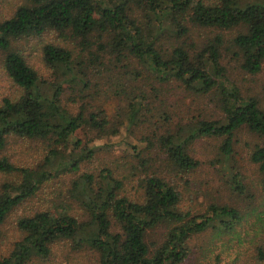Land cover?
I'll list each match as a JSON object with an SVG mask.
<instances>
[{"label": "trees", "instance_id": "1", "mask_svg": "<svg viewBox=\"0 0 264 264\" xmlns=\"http://www.w3.org/2000/svg\"><path fill=\"white\" fill-rule=\"evenodd\" d=\"M235 30L230 46L241 69L253 76L261 74L264 0H28L10 18L0 19L4 68L21 89L19 96L5 98L0 104V151L10 136L52 142L62 148L50 147L43 166L37 169L0 160V172L19 177L5 183L0 192V238L1 227L11 212L35 197L45 183L63 172L77 173L82 163L106 148L92 146L94 131L109 137L120 132L118 124L109 121L103 111L87 113L82 104L74 114L65 107L63 95L71 81L67 77L75 70L80 75L75 74L72 80L85 90L89 88L88 75L82 71L85 61L77 62L78 56L67 46H44L45 66L67 76L60 83L58 78L56 82L46 81L14 48V42L22 39L55 32L64 43H76L82 54L88 52L91 62L99 58L92 53L97 46L100 52L110 50L118 62L137 61L161 84L171 81L191 90L197 100L212 104L215 113L210 119L193 121L186 140L164 138L172 159L167 162L178 173L195 174L201 162L193 156V146L202 139H213L221 142L215 160L231 171L229 201L199 202L196 206L192 196V211L183 210L184 191L167 178L149 174L150 161L140 159L139 153L136 156L140 160L136 161L145 173L138 178L140 200L124 195L123 181L109 169L103 170L98 179L82 174L73 181L72 194L88 212L89 221H79L71 209L22 217L17 224L21 240L0 264H29L33 257L47 258L53 245L65 241L97 251L101 264H184L191 254L187 245L191 236L212 230L216 238H240V228L254 233L253 240L263 238L261 244L253 243V258L256 264H264V201L247 206L246 213L239 208L248 204L245 200L251 194L245 176L232 162L238 135L252 134L256 140L249 149V161L257 167V184L264 193V108L261 100L244 94L230 81L221 64L224 37H197L207 31ZM147 99L148 95L141 92L129 102L132 122L147 106ZM190 140L192 156L187 148ZM162 224L168 227L165 239L160 245L150 246L149 233Z\"/></svg>", "mask_w": 264, "mask_h": 264}, {"label": "rangeland", "instance_id": "2", "mask_svg": "<svg viewBox=\"0 0 264 264\" xmlns=\"http://www.w3.org/2000/svg\"><path fill=\"white\" fill-rule=\"evenodd\" d=\"M27 2L28 0H0V19L10 18L19 6ZM237 31L229 33L207 31L200 35L198 33L197 37L205 39L218 34L224 37L225 46L222 50L221 64L226 69L230 81L244 94L261 100V106L264 108V68L257 76L241 69L239 59L234 56L235 49L230 46ZM190 36L192 40V33ZM51 43L67 46L78 56L77 62L85 61L86 68H82V71L88 75L87 90L82 84L72 80L75 74L80 75L77 70L74 75L67 77L45 66L43 47ZM13 46L27 58L46 81L56 82L58 78L57 81L60 83L66 77L70 78L71 81L63 95L65 107L70 112L76 114L82 104H85L87 113L103 111L108 115L109 121L118 124L120 132L117 136L109 137L94 131L92 146L106 148L98 151L90 161L82 163L81 170L77 173L63 172L45 183L35 197L11 212L1 227L0 261L8 258L15 249L16 243L21 240L17 224L22 217L32 216L40 211L56 214L58 211L71 209L72 214L79 221H89L88 212L72 194L73 181L82 174H93L98 179L103 170L109 169L115 173L116 178L123 181L122 193L132 200H140L141 185L138 178L145 173L136 160H149L150 164L147 166L149 174L167 178L184 191L186 198L183 204L184 211H192V196L193 204L196 206L199 202L221 203L222 199H225L226 201L222 200L225 202L229 201L228 184L231 171L223 166L225 164H219L215 160L218 147L221 145L220 141L202 139L193 146V156L201 162L200 169L195 174L178 173L173 170L167 162L172 159L164 146V138L167 136L176 137L175 140H186L192 130L193 121L196 122L198 118L210 119L214 115L212 104L207 105L197 100L198 97H195L191 90L179 83L169 81L161 84L137 61L118 62L117 57L110 53V50L100 52L95 46L92 53L98 54L99 58L91 62L88 52L82 54L81 48L76 43L73 45L64 43L62 37L55 32H48L41 38L22 39L14 42ZM4 58L5 56L0 52V104L5 98H15L21 94V89L5 71ZM77 78L79 80L80 76ZM43 88L47 90L46 86ZM141 92L148 95L147 106L132 122L129 102ZM238 138L235 160L232 162L245 176V184L250 189V198L245 200L248 204H240L239 207L246 213L247 206H252L254 203L257 206L264 201V193L257 184L259 179L257 167L249 161V149L254 147L256 139L248 132H241ZM50 147L53 148L55 145L52 142L10 136L5 149L0 151V160L6 159L20 168L37 169L43 166ZM55 148L62 150L60 147ZM107 148L110 150H106ZM187 148L192 156V140L187 143ZM137 153L141 155L140 159L136 156ZM18 180L17 175L0 172V192L5 183ZM75 195L77 197L76 192ZM167 228V225L162 224L153 229L147 239L149 245H160L165 239ZM239 230L242 234L240 238H235L234 235L216 238L212 230L193 238L191 236L187 242L191 254L184 264H256L257 261L253 258L254 244L257 242L261 244L263 238L253 240L254 233H248V228ZM246 233L248 235H245ZM29 264H101V262L100 254L89 246L65 241L53 245L49 257H33Z\"/></svg>", "mask_w": 264, "mask_h": 264}]
</instances>
